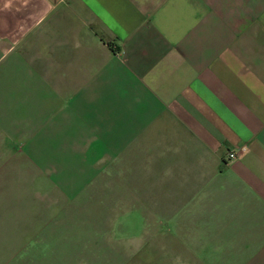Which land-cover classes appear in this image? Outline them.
<instances>
[{"label": "crops", "instance_id": "crops-1", "mask_svg": "<svg viewBox=\"0 0 264 264\" xmlns=\"http://www.w3.org/2000/svg\"><path fill=\"white\" fill-rule=\"evenodd\" d=\"M103 228L264 264V0H0V264L122 261Z\"/></svg>", "mask_w": 264, "mask_h": 264}, {"label": "rangeland", "instance_id": "rangeland-1", "mask_svg": "<svg viewBox=\"0 0 264 264\" xmlns=\"http://www.w3.org/2000/svg\"><path fill=\"white\" fill-rule=\"evenodd\" d=\"M85 216L89 217V215L85 214ZM107 220H103L102 223H100L102 226L101 227H106L107 226ZM108 229L103 228L101 230V243L99 246H96V248L98 249V251H100L102 253V257H107L109 252H117V255H120V257L122 256V261H117V262H109V261H105L102 260L101 264H172V262L170 260H165V261H157V260H150L148 262H140V261H124V254L126 249L129 250V246H125V245H108ZM165 248H169L171 249L172 246H163ZM133 250L135 251L136 249L140 248V246H132ZM165 252H169V251H165ZM121 253V254H118ZM119 258V257H118Z\"/></svg>", "mask_w": 264, "mask_h": 264}, {"label": "built area", "instance_id": "built-area-1", "mask_svg": "<svg viewBox=\"0 0 264 264\" xmlns=\"http://www.w3.org/2000/svg\"><path fill=\"white\" fill-rule=\"evenodd\" d=\"M234 157H236V151H230L228 153V158H234Z\"/></svg>", "mask_w": 264, "mask_h": 264}]
</instances>
